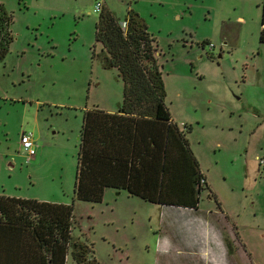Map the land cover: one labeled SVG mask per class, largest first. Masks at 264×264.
Masks as SVG:
<instances>
[{
    "label": "rangeland",
    "instance_id": "rangeland-1",
    "mask_svg": "<svg viewBox=\"0 0 264 264\" xmlns=\"http://www.w3.org/2000/svg\"><path fill=\"white\" fill-rule=\"evenodd\" d=\"M97 2L119 22L136 12L154 40L166 106L207 181L196 210L111 189L72 203L83 112L122 101L95 42ZM261 2L0 0L13 37L0 61V197L73 204L72 239L100 264H264Z\"/></svg>",
    "mask_w": 264,
    "mask_h": 264
},
{
    "label": "trees",
    "instance_id": "trees-1",
    "mask_svg": "<svg viewBox=\"0 0 264 264\" xmlns=\"http://www.w3.org/2000/svg\"><path fill=\"white\" fill-rule=\"evenodd\" d=\"M12 16L0 4V61L13 41ZM123 24L125 26L123 27ZM102 66L123 85L116 112H83L72 203H101L107 189L125 191L162 207L196 210L207 181L173 122L154 40L139 15L119 22L103 7L94 28ZM259 42L264 44V0ZM210 192V190H208ZM73 204L63 206L0 197V264H100L89 247L72 239Z\"/></svg>",
    "mask_w": 264,
    "mask_h": 264
},
{
    "label": "built area",
    "instance_id": "built-area-1",
    "mask_svg": "<svg viewBox=\"0 0 264 264\" xmlns=\"http://www.w3.org/2000/svg\"><path fill=\"white\" fill-rule=\"evenodd\" d=\"M102 8V3L97 2L93 8V13L98 14ZM125 24H123V27ZM212 47V45L210 46ZM20 149L25 154L27 160L33 158L35 156V152L33 150V143H32V134L27 132H21L20 140H19ZM264 164V161L261 162Z\"/></svg>",
    "mask_w": 264,
    "mask_h": 264
},
{
    "label": "crops",
    "instance_id": "crops-1",
    "mask_svg": "<svg viewBox=\"0 0 264 264\" xmlns=\"http://www.w3.org/2000/svg\"><path fill=\"white\" fill-rule=\"evenodd\" d=\"M94 109V108H93ZM99 109V108H98ZM92 110V109H91ZM105 112H108V113H114V112H109V111H107V110H105ZM116 112V111H115ZM21 150V149H20ZM22 151V150H21ZM196 158V157H195ZM16 199V198H15ZM21 199V198H20ZM23 200H29V199H23ZM41 202H44V203H50V204H59V205H63V206H67L65 203H63V202H60V201H58V200H56V198L55 199H53L52 201H50V200H40ZM39 202V201H38ZM67 261H68V259H67ZM67 261H66V263H67Z\"/></svg>",
    "mask_w": 264,
    "mask_h": 264
}]
</instances>
